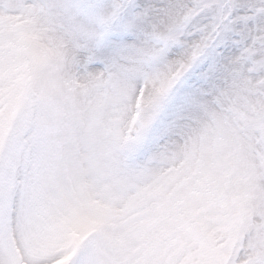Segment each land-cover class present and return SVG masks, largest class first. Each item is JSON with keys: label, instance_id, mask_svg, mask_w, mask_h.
Listing matches in <instances>:
<instances>
[{"label": "snow or ice", "instance_id": "6c2138e0", "mask_svg": "<svg viewBox=\"0 0 264 264\" xmlns=\"http://www.w3.org/2000/svg\"><path fill=\"white\" fill-rule=\"evenodd\" d=\"M0 264H264V0H0Z\"/></svg>", "mask_w": 264, "mask_h": 264}]
</instances>
